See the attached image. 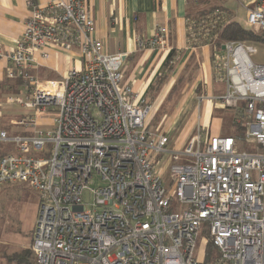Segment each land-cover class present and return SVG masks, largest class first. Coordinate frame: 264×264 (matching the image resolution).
Here are the masks:
<instances>
[{
    "label": "built area",
    "instance_id": "1",
    "mask_svg": "<svg viewBox=\"0 0 264 264\" xmlns=\"http://www.w3.org/2000/svg\"><path fill=\"white\" fill-rule=\"evenodd\" d=\"M237 1L244 26L264 34V0ZM26 3L14 48L0 46L4 75L27 82L23 97L8 95L5 104L29 113L10 121L21 134L0 129V187L26 183L40 198L28 264H204L195 240L205 229L217 264H264V64L251 59L256 45L228 41L214 58L225 90L212 99L244 122V140L205 139L197 122L178 152L168 149V133L148 128L151 105L122 82L126 54L105 51L85 0ZM167 42L168 29L157 26L136 44L158 50ZM74 48L81 68L60 79L32 73L52 50ZM242 142L256 151H239ZM166 153L168 182L158 167Z\"/></svg>",
    "mask_w": 264,
    "mask_h": 264
},
{
    "label": "crops",
    "instance_id": "2",
    "mask_svg": "<svg viewBox=\"0 0 264 264\" xmlns=\"http://www.w3.org/2000/svg\"><path fill=\"white\" fill-rule=\"evenodd\" d=\"M32 1L42 5L51 0ZM26 2L0 0V46L3 51L12 50L21 34L29 15ZM85 3L95 24L94 36L103 42L105 51L126 54L122 82L139 92L155 108L153 118L157 117L156 123H160L156 128L171 135L185 113L193 112L200 105L201 119L209 123L213 120L215 134L223 129V115L214 113L220 107L212 99L219 95L220 87L225 89L224 81L214 72V58L222 55V48L215 50L210 43L187 37L192 22L188 16L191 18L201 8L192 6L191 0H85ZM225 8L226 17L224 14L221 17L227 19L233 13ZM157 26L168 29L167 46L158 50L138 49L137 39L150 36ZM169 55L170 59H167ZM166 61L171 62V72L162 87L154 91L157 77L166 71ZM4 65L0 59V82L4 77ZM71 67L81 68L76 48L67 52L52 50L50 59L39 60L32 73L43 80L60 79ZM189 72H192L191 81L186 80ZM181 74L185 75V81L180 93L168 99L171 86ZM165 103H171L169 111L164 110Z\"/></svg>",
    "mask_w": 264,
    "mask_h": 264
},
{
    "label": "rangeland",
    "instance_id": "3",
    "mask_svg": "<svg viewBox=\"0 0 264 264\" xmlns=\"http://www.w3.org/2000/svg\"><path fill=\"white\" fill-rule=\"evenodd\" d=\"M207 6L211 5H224L231 12L230 19H234L244 26L245 23V8L237 0H207ZM192 6L196 5L198 8L207 7L202 2L191 0ZM256 45V44H255ZM257 53L251 55V59L254 62L264 64V47L256 45ZM222 53L224 51L222 50ZM123 71V66H122ZM190 88V87H189ZM24 89L19 94H1L0 97V128L5 129L7 132H13L14 135L21 134L20 127L12 125L10 123L13 119H26L28 111L19 106L5 104L6 97L8 95H19L23 97ZM176 95L180 93L179 87L177 88ZM224 88L220 87L219 94L224 92ZM145 100V99H144ZM147 103L148 101L145 100ZM148 104V103H147ZM171 103L164 104V110L169 111ZM167 106V107H166ZM152 107V106H151ZM169 107V108H168ZM200 105H197L196 110L186 112L184 117L176 126L175 130L171 132V140L168 145V149L182 151L184 146L187 144L188 139L197 133L196 124L200 123L202 130L204 131V138L208 139L209 136L214 135V122L213 120L209 123L208 120H202V109ZM155 108L152 107L151 113L148 118V124L150 123V130L161 131V128H156L160 123H153ZM166 113V112H164ZM216 115H223V129L218 134L228 135L231 125V111L223 110L221 113L215 109ZM214 114V115H215ZM159 113L158 117H160ZM195 119V123L193 119ZM157 118V117H156ZM42 125L47 124V120H40ZM239 151L255 152L256 147L254 144H246L242 142L238 148ZM172 163V159L169 153L163 154L158 161V167L161 169V176L165 182L169 181L170 173L169 166ZM175 205H177L175 203ZM40 206V198L38 194L29 187L28 184H6L0 187V264H14V261H8V257L15 251L20 250L23 247L30 249V242L32 239V231L34 223L37 217L38 208ZM204 232H200L195 240V249L197 251H203L205 246Z\"/></svg>",
    "mask_w": 264,
    "mask_h": 264
},
{
    "label": "trees",
    "instance_id": "4",
    "mask_svg": "<svg viewBox=\"0 0 264 264\" xmlns=\"http://www.w3.org/2000/svg\"><path fill=\"white\" fill-rule=\"evenodd\" d=\"M197 2H202L206 4L207 0H196ZM208 4H206L207 6ZM226 8L224 5H211L201 9H198L194 12L192 17L188 16V19L191 20V26L187 37L189 39L198 38L200 43H210L215 50H220L223 43L228 41H237L253 45H261L264 47V34L252 29H248L245 26L241 25L234 19L222 18L221 15L224 14ZM226 17V15L224 14ZM172 55V53H171ZM167 59H170V56ZM170 61L165 62L166 71L157 77L155 84L153 85V90L157 91L162 87L165 81L168 79L169 73L171 72L172 65ZM186 73V72H185ZM192 72L188 73L187 81H191ZM185 81V75H180L177 81L171 86L168 92V99L176 96L177 88H181V84ZM27 82L23 79L22 76H15L14 78H8L4 75L0 82V96L1 94H19L22 92V88H25ZM178 95V94H177ZM223 110L231 111V125L229 134L234 139L238 141L244 140V131L245 125L242 121L241 123L233 122V111L228 108H219L220 113ZM163 111H161L162 113ZM154 119V118H153ZM157 119V118H155ZM155 119L153 123L155 122ZM150 123L148 128H150ZM19 184V183H15ZM21 184V183H20ZM6 185V184H4ZM2 185V186H4ZM1 186V189H2ZM207 230L205 229L204 232ZM205 259L204 264H217L219 260V251L213 245L211 240H207L204 246ZM32 259V254L30 249L24 248L19 251H15L12 255L8 257V261H14V264H28Z\"/></svg>",
    "mask_w": 264,
    "mask_h": 264
},
{
    "label": "water",
    "instance_id": "5",
    "mask_svg": "<svg viewBox=\"0 0 264 264\" xmlns=\"http://www.w3.org/2000/svg\"><path fill=\"white\" fill-rule=\"evenodd\" d=\"M221 48L224 49V46L222 45Z\"/></svg>",
    "mask_w": 264,
    "mask_h": 264
}]
</instances>
